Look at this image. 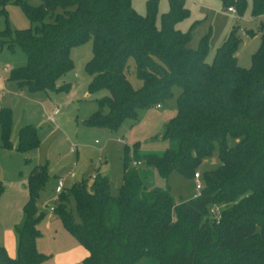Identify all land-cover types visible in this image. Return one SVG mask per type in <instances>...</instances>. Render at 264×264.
<instances>
[{
  "label": "trees",
  "instance_id": "1",
  "mask_svg": "<svg viewBox=\"0 0 264 264\" xmlns=\"http://www.w3.org/2000/svg\"><path fill=\"white\" fill-rule=\"evenodd\" d=\"M0 0V7L17 4L33 28L0 31V48L18 49L24 66L8 71V80L30 91L69 92L55 86L72 69L69 52L91 42V57L84 65L89 77L87 96L99 91L96 109L82 121L87 128L116 131L127 120L138 122L139 113L159 105L177 87L176 113L164 125L167 147L159 154L138 155L164 182L148 186L145 175L132 164H122L117 194L109 180L94 176L74 184L57 196L52 214L86 255L81 264H264V0H219L241 15L247 3L250 16L259 19V44L250 67L236 64L240 40L232 28L205 62L208 35L196 47L187 43L190 30L177 23L187 17L183 0H168V11L155 23V1L137 15L130 0ZM48 19V21H46ZM252 35V33H248ZM132 59L140 82L132 88L126 78ZM9 109L0 108V147L10 149ZM236 143L225 145V137ZM217 143L219 165L203 174V186L190 200L175 204L165 181L171 172L192 179ZM39 139L30 124L19 128L14 150L28 152ZM129 149L124 147L125 155ZM48 179L45 166H33L26 182L27 200L22 222L15 228V255L0 246V264H41L45 256L35 249L39 237L35 203ZM2 189L0 188V195ZM218 209L217 218L210 209Z\"/></svg>",
  "mask_w": 264,
  "mask_h": 264
},
{
  "label": "rangeland",
  "instance_id": "2",
  "mask_svg": "<svg viewBox=\"0 0 264 264\" xmlns=\"http://www.w3.org/2000/svg\"><path fill=\"white\" fill-rule=\"evenodd\" d=\"M22 1L34 7L39 4L38 0ZM148 1L151 0H130V5L137 15H144ZM154 1L155 23L158 26L160 16L168 11V0ZM183 2L187 17L177 23L175 29L180 32L190 30L188 48L196 49L199 40L208 35L205 62L211 63L216 50L227 39L230 30L235 28V36L240 40L235 52L236 64L243 69L250 67L251 55L259 44L260 32L257 28L259 19L251 18L249 3L241 15L231 16L225 12V7L219 0ZM5 24L10 30L32 29L34 26L20 6L13 3L0 7V31L4 29ZM249 32L252 35H249ZM69 56L72 69L55 83L56 87L69 85V92L30 91L27 87L20 89L15 82L8 80L7 68L24 66L25 56L18 49L8 51L5 47L0 48V108L9 109L11 114L8 137L11 148L0 147V246L9 257L15 255L14 230L22 222L21 211L27 200L26 178L33 166H45L48 179L35 203L36 216L40 217L36 226L39 237L35 241V249L45 256L41 264H60L63 252L78 251V244L62 228L58 217L48 212V208L54 207L57 201L54 200L56 181L61 179L63 189L69 190L74 184L84 180L86 189L90 190L92 176H105L109 180L110 194L115 196L121 184L124 160L128 166L132 164L130 155L133 146L138 155L159 154L167 147V141L162 139V131L166 122L175 116L176 97L179 93L177 87H172L171 96L159 103L160 109L152 107L142 111L139 113L138 122L125 120L116 131L87 128L82 121L96 109L94 100L107 93L102 90L86 96L89 77L84 71V65L91 57L90 41L72 48ZM126 78L132 88L140 86L134 75L132 59L127 61ZM54 108L57 113L53 120L49 121L48 117ZM27 124L34 127L39 144L34 150L17 152L14 150L17 132ZM235 143L231 136L225 137L227 147L230 148ZM71 147L75 148L74 154L69 153ZM124 147L129 149L125 158ZM217 151V143L214 142L210 156L203 159L195 170L199 174L201 186L203 174L219 165ZM133 167L143 175L148 173L144 179L146 185L164 184L155 172L142 162ZM165 183L175 204L190 200L198 194L194 190L192 179L177 172H171ZM132 264H145V260L138 258Z\"/></svg>",
  "mask_w": 264,
  "mask_h": 264
},
{
  "label": "built area",
  "instance_id": "3",
  "mask_svg": "<svg viewBox=\"0 0 264 264\" xmlns=\"http://www.w3.org/2000/svg\"><path fill=\"white\" fill-rule=\"evenodd\" d=\"M225 12H226L227 14L231 15V16H234V15H235V12H234V10H233L232 7H228V8H226V9H225ZM158 108H160V106H159V105H156V106H155V109H158ZM69 152H70V153L74 152V147H71ZM138 164H139V163H134V162H132V166H135V165H138ZM92 179H93V177H92ZM192 181H193V184H194V190H195L196 192H199L200 189H201V184L199 183V174H198V173L195 172V173L192 175ZM62 190H63V182H62L61 179H59V180L56 181V187H55V191H54V192H55V198H54V200L57 199V196L62 192ZM48 212L52 214V212H53V207H49V208H48ZM209 212H210V214H211L213 217L217 218L218 209H217L216 207L211 208Z\"/></svg>",
  "mask_w": 264,
  "mask_h": 264
},
{
  "label": "crops",
  "instance_id": "4",
  "mask_svg": "<svg viewBox=\"0 0 264 264\" xmlns=\"http://www.w3.org/2000/svg\"><path fill=\"white\" fill-rule=\"evenodd\" d=\"M9 70H10V68L8 67L7 68V71H9ZM158 109H160V108H158ZM56 113H57L56 112V109L54 108L51 111L50 116L48 117L49 121H52L53 120V117H54V115H56ZM74 153H75V148H74V152H72L71 154H74ZM92 177H94V176H92ZM92 177H91V179H92ZM55 187H56V185H55ZM13 240L15 241L14 238H13ZM81 248L82 247H79V245H78V249H77L78 251H65V252H63L62 253V257H61L62 260L60 261V264H74V263L77 264V263H81V260L86 255V251H83L84 249L83 248L81 249ZM11 254H12L11 256L14 255L13 251H11Z\"/></svg>",
  "mask_w": 264,
  "mask_h": 264
}]
</instances>
